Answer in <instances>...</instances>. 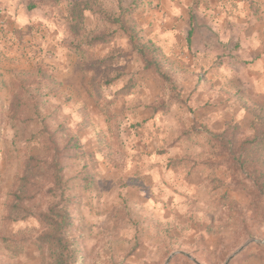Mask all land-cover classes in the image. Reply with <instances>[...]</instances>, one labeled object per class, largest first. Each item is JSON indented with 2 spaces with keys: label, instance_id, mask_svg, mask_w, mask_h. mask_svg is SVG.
Wrapping results in <instances>:
<instances>
[{
  "label": "rangeland",
  "instance_id": "obj_1",
  "mask_svg": "<svg viewBox=\"0 0 264 264\" xmlns=\"http://www.w3.org/2000/svg\"><path fill=\"white\" fill-rule=\"evenodd\" d=\"M100 2L153 45L183 104L161 109L159 77L124 35L76 54L65 2L0 0V264H47L37 244L14 256L3 243L43 230L34 216L5 219L29 162L41 191L34 213L47 211L56 163L77 196L80 264H264V205L225 166L193 169L220 162L209 133L237 125L249 135L247 107L264 105V54L254 52L264 0ZM87 24L106 29L91 13ZM105 75L117 80L106 86Z\"/></svg>",
  "mask_w": 264,
  "mask_h": 264
},
{
  "label": "trees",
  "instance_id": "obj_2",
  "mask_svg": "<svg viewBox=\"0 0 264 264\" xmlns=\"http://www.w3.org/2000/svg\"><path fill=\"white\" fill-rule=\"evenodd\" d=\"M56 3L67 4L69 30L74 39L71 50L76 54L84 53L99 45L109 44L118 36L129 39L130 45L137 51L145 69L154 71L163 87L162 110L183 104L177 88L171 78L163 71L158 60L156 49L152 44L141 43L131 30L129 23L123 16H114L102 6L100 0H54ZM91 13L101 20L106 29L97 32L90 29L87 24V14ZM110 27L113 29L110 30ZM117 79L103 76L101 81L109 86ZM125 88L122 92L126 91ZM253 116L250 125V134L246 135L240 126H231L222 133H209L208 140L213 148L212 157L198 163L199 167L193 169H219L225 166L236 181L235 188L246 191L253 206L264 205V105L253 104L247 107ZM80 148L76 139L68 144L70 155L78 154ZM37 171L32 163H28L24 177L20 181L19 189L11 194L4 203L6 220L24 221L34 216L43 226L40 235L32 242L17 241L13 237L4 238L5 250L14 256H19L26 244H37L46 252L47 264H80V244L75 238V224L71 210L77 205V196L69 191L63 169L59 163L53 166V187L43 193L51 201L47 211L34 213L31 206L40 196L39 189L34 181L37 180ZM227 203V201L225 202ZM229 207H234L230 203ZM185 264L192 262L185 258Z\"/></svg>",
  "mask_w": 264,
  "mask_h": 264
},
{
  "label": "crops",
  "instance_id": "obj_3",
  "mask_svg": "<svg viewBox=\"0 0 264 264\" xmlns=\"http://www.w3.org/2000/svg\"><path fill=\"white\" fill-rule=\"evenodd\" d=\"M218 4L214 5L212 8L215 9L217 7ZM262 9L264 11V4H262ZM257 39H259V43L257 44L256 48L254 49L255 54H257V56H261L264 54V44H262V42L264 41V36L260 33L257 34ZM256 38V37H255ZM261 64H264V61L262 62V59H259ZM264 78V77H263Z\"/></svg>",
  "mask_w": 264,
  "mask_h": 264
},
{
  "label": "clouds",
  "instance_id": "obj_4",
  "mask_svg": "<svg viewBox=\"0 0 264 264\" xmlns=\"http://www.w3.org/2000/svg\"><path fill=\"white\" fill-rule=\"evenodd\" d=\"M21 23H26V21H21ZM153 159H154V158H153ZM157 182H159V178H157ZM161 187H162V185H161ZM164 191H165L166 194L163 196V199H164V200H167L168 197H169V195H171V193L168 192L167 189H165ZM176 199H177V204H179L180 197H177Z\"/></svg>",
  "mask_w": 264,
  "mask_h": 264
},
{
  "label": "water",
  "instance_id": "obj_5",
  "mask_svg": "<svg viewBox=\"0 0 264 264\" xmlns=\"http://www.w3.org/2000/svg\"><path fill=\"white\" fill-rule=\"evenodd\" d=\"M233 258H234V256L231 257V258L228 260V262H227L226 264H229ZM171 259H172V258L169 259L168 264L170 263Z\"/></svg>",
  "mask_w": 264,
  "mask_h": 264
},
{
  "label": "built area",
  "instance_id": "obj_6",
  "mask_svg": "<svg viewBox=\"0 0 264 264\" xmlns=\"http://www.w3.org/2000/svg\"><path fill=\"white\" fill-rule=\"evenodd\" d=\"M3 15V11L0 9V16Z\"/></svg>",
  "mask_w": 264,
  "mask_h": 264
}]
</instances>
